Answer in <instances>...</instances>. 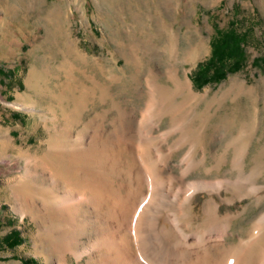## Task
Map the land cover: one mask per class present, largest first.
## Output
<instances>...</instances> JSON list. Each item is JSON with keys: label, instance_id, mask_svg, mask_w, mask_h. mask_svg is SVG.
I'll return each instance as SVG.
<instances>
[{"label": "rangeland", "instance_id": "rangeland-1", "mask_svg": "<svg viewBox=\"0 0 264 264\" xmlns=\"http://www.w3.org/2000/svg\"><path fill=\"white\" fill-rule=\"evenodd\" d=\"M229 30L242 39L240 68L218 82L195 85L198 63L211 55L218 31ZM262 59L264 0H0V137L8 131L11 145L24 148L45 139L43 117L52 107L59 114L61 106L76 108L68 125L72 134L86 122L109 123L120 112L138 119L151 85L171 86L167 77L176 72L197 95H207L191 108L190 120L193 137L200 140L195 157L208 158L187 179L234 176L238 139L244 172L258 170L255 182L264 186ZM170 120L162 117L154 132L165 130ZM186 149L173 154L174 172ZM220 155L225 162L205 173ZM8 159H19L14 148L0 147V264H43L30 252L34 224L28 217L22 221L16 209L11 186L17 171ZM219 192L220 211L237 215L230 235L237 240L264 209V197L249 193L227 201L230 193ZM206 195L197 193L196 210ZM12 230L18 243L9 246L4 237Z\"/></svg>", "mask_w": 264, "mask_h": 264}, {"label": "bare ground", "instance_id": "bare-ground-1", "mask_svg": "<svg viewBox=\"0 0 264 264\" xmlns=\"http://www.w3.org/2000/svg\"><path fill=\"white\" fill-rule=\"evenodd\" d=\"M167 79L171 86L151 85L137 120L120 112L109 123L86 122L72 134L76 108L61 106L59 114L52 107L43 117L45 139L24 148L11 145L8 131L0 137L2 150L12 147L19 158L7 160L17 171L8 183L21 220L34 224L30 252L43 264H264V209L232 241L237 215L222 213L215 196L223 189L227 201L249 193L263 198L264 186L255 182L260 172H244L236 139L234 176L187 179L208 158L195 157L200 140L190 120L207 95H197L176 72ZM166 115L169 126L155 133ZM172 134L177 137L168 143ZM185 145L174 172L170 160ZM224 160L220 155L205 173ZM199 192L207 195L196 210Z\"/></svg>", "mask_w": 264, "mask_h": 264}, {"label": "trees", "instance_id": "trees-1", "mask_svg": "<svg viewBox=\"0 0 264 264\" xmlns=\"http://www.w3.org/2000/svg\"><path fill=\"white\" fill-rule=\"evenodd\" d=\"M218 34L217 38L212 41L211 55L205 62L198 63L192 76L193 82L197 86L212 81L218 82L227 71L240 68L243 59L241 37L231 30L218 31ZM262 60L264 63V59ZM254 63L257 64L258 60H254ZM4 239L9 246L18 243L15 230L7 233Z\"/></svg>", "mask_w": 264, "mask_h": 264}]
</instances>
